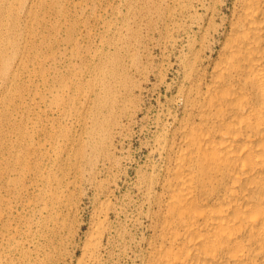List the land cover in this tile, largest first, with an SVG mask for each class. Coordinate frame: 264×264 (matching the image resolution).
<instances>
[{"label":"rangeland","instance_id":"obj_1","mask_svg":"<svg viewBox=\"0 0 264 264\" xmlns=\"http://www.w3.org/2000/svg\"><path fill=\"white\" fill-rule=\"evenodd\" d=\"M233 2L0 0V264H141Z\"/></svg>","mask_w":264,"mask_h":264},{"label":"bare ground","instance_id":"obj_2","mask_svg":"<svg viewBox=\"0 0 264 264\" xmlns=\"http://www.w3.org/2000/svg\"><path fill=\"white\" fill-rule=\"evenodd\" d=\"M211 21L224 39L182 92L141 264H264V0Z\"/></svg>","mask_w":264,"mask_h":264}]
</instances>
